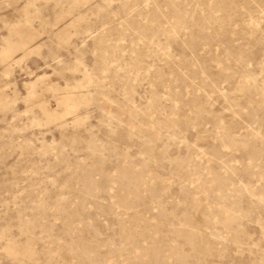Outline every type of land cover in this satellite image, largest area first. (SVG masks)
<instances>
[{
	"label": "rangeland",
	"instance_id": "374dc122",
	"mask_svg": "<svg viewBox=\"0 0 264 264\" xmlns=\"http://www.w3.org/2000/svg\"><path fill=\"white\" fill-rule=\"evenodd\" d=\"M0 264H264V0H0Z\"/></svg>",
	"mask_w": 264,
	"mask_h": 264
}]
</instances>
